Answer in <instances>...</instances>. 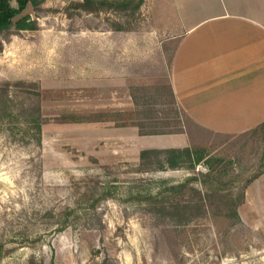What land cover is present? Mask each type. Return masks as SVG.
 Returning a JSON list of instances; mask_svg holds the SVG:
<instances>
[{"label":"rangeland","instance_id":"1","mask_svg":"<svg viewBox=\"0 0 264 264\" xmlns=\"http://www.w3.org/2000/svg\"><path fill=\"white\" fill-rule=\"evenodd\" d=\"M78 1L48 0L38 29L11 35L0 52V89L8 84L17 108L38 106L42 124L37 142L25 115L0 123V264H264V123L199 128L172 105L165 77L116 64L117 33L171 24V0L139 11L136 0H97L92 13ZM174 43L161 44L167 58ZM179 127L190 148L219 159L231 199L195 183L167 191L191 176L185 168L140 170V151L168 140L149 133Z\"/></svg>","mask_w":264,"mask_h":264},{"label":"crops","instance_id":"2","mask_svg":"<svg viewBox=\"0 0 264 264\" xmlns=\"http://www.w3.org/2000/svg\"><path fill=\"white\" fill-rule=\"evenodd\" d=\"M171 1V24L117 33L116 64L165 77L178 108L199 128L235 133L264 123V0ZM171 40L167 58L161 44ZM151 137L168 139L155 148L190 147L186 131Z\"/></svg>","mask_w":264,"mask_h":264},{"label":"trees","instance_id":"3","mask_svg":"<svg viewBox=\"0 0 264 264\" xmlns=\"http://www.w3.org/2000/svg\"><path fill=\"white\" fill-rule=\"evenodd\" d=\"M47 1L48 0H0V52H2L4 43L11 35L18 34L22 31H34L38 29L37 18L39 17L40 12ZM143 2L144 0H136V3L133 7L134 11H139ZM97 3V0H80L76 2L75 5L80 11L92 13L98 11ZM107 3L111 6L114 4L109 2ZM122 3L119 5H122V8H127V4L130 3V0H125ZM28 7L31 8V13L26 12ZM67 15L71 16V14ZM114 29L117 31H124V29L121 27ZM7 85L8 84L3 85L0 89V123L9 124L11 123L12 118L18 119L19 117L25 115L26 118L23 121L26 129L31 130L36 141L39 142L42 132L39 107H34L33 105L21 106L20 108L15 107L13 105V101L7 96ZM167 86L170 101L172 105H174L177 110H179L168 82ZM181 132V127H179L178 130L151 132L149 134L165 135ZM210 154L211 153L205 149H192L190 147L144 149L139 153V167L143 172L185 168L189 171V173H191V176L186 178V180H184L182 183L170 185L167 188V191L180 192L186 188L188 184L195 183L208 191V194H205V197L220 196L224 199H231L233 195V188L230 184L225 186L222 178L223 174L216 171L214 168V165L219 162V159L212 157ZM199 165L203 166L206 171L196 170L197 166ZM249 181L250 180L247 178L244 180L245 184L240 190L238 197L239 200L243 199L244 189L246 183ZM194 192L196 191L194 190ZM159 194L160 192H157L155 195H148L147 199L151 200L157 198ZM199 194L200 193L197 192V195ZM199 201L200 202L197 204V208H202V210L205 211L206 204L203 203V199H199ZM73 212L75 211L71 208H67L66 215H70ZM233 213L234 215L236 214L235 205ZM62 225L63 228L68 226L66 222H64ZM5 254L6 249L3 244L0 243V259L3 258Z\"/></svg>","mask_w":264,"mask_h":264}]
</instances>
